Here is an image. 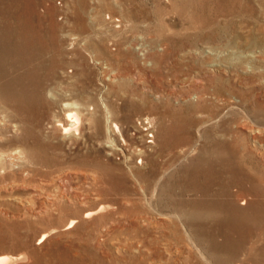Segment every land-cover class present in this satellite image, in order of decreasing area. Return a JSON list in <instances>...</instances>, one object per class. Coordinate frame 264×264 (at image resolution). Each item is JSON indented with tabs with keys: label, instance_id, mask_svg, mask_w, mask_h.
I'll return each mask as SVG.
<instances>
[{
	"label": "rangeland",
	"instance_id": "rangeland-1",
	"mask_svg": "<svg viewBox=\"0 0 264 264\" xmlns=\"http://www.w3.org/2000/svg\"><path fill=\"white\" fill-rule=\"evenodd\" d=\"M17 2L45 95L0 99L6 264H264V0Z\"/></svg>",
	"mask_w": 264,
	"mask_h": 264
},
{
	"label": "bare ground",
	"instance_id": "bare-ground-1",
	"mask_svg": "<svg viewBox=\"0 0 264 264\" xmlns=\"http://www.w3.org/2000/svg\"><path fill=\"white\" fill-rule=\"evenodd\" d=\"M19 3L17 0H0V17H2V21H0V99L9 102L14 109L20 110L24 113H27L29 117L34 116L36 107L44 103L43 96L41 95V86L38 85V82L35 79V71L39 66L33 64L34 58L36 57V53L43 48V44L36 36L37 27L33 23H29L26 21H22L20 15H18L19 11ZM51 34L52 29H51ZM55 37H51L50 46H52ZM54 46V45H53ZM52 46V47H53ZM48 47V46H47ZM42 50V49H41ZM40 57V55H39ZM39 60V58H36ZM35 59V60H36ZM37 60V61H38ZM36 63V62H35ZM54 62H52V65ZM51 65V66H52ZM41 67V66H40ZM52 69V68H51ZM40 70V69H39ZM35 74V75H34ZM43 93V92H42ZM1 100V104L3 103ZM0 104V105H1ZM8 104V105H10ZM47 104V101H46ZM6 105V103H5ZM4 105V106H5ZM72 105V104H71ZM70 105V106H71ZM69 106V104H68ZM3 107V106H2ZM1 107V108H2ZM0 108V109H1ZM6 108V107H5ZM11 108V107H10ZM12 108V109H13ZM9 109V108H8ZM5 110V109H4ZM7 110V108H6ZM11 110V109H10ZM13 111V110H12ZM15 111V110H14ZM7 112V111H6ZM19 112V111H18ZM10 113V112H8ZM14 112H12L13 114ZM15 114V113H14ZM13 114V115H14ZM23 114V113H22ZM21 115V114H20ZM26 115V114H25ZM79 114L75 111H68L66 116L70 121V124L65 126L61 123H57L60 131L63 133L70 134L71 131L77 132L78 122H79ZM81 120V119H80ZM81 125V122H80ZM112 127L116 126L115 124H111ZM56 126V125H55ZM116 129V127H115ZM57 130V129H56ZM117 131V130H116ZM39 141V140H38ZM39 144V143H38ZM40 145V144H39ZM43 147V146H42ZM230 159V158H229ZM206 166V165H205ZM228 166V165H227ZM240 166V165H239ZM264 180V179H263ZM197 188V187H195ZM193 190H196V189ZM257 188V187H256ZM204 188L202 187V190ZM201 190V191H202ZM205 192V191H204ZM238 192V191H237ZM260 192V191H259ZM224 193V192H223ZM220 196V195H219ZM152 197V196H151ZM150 197V198H151ZM264 200V198H263ZM243 201V200H242ZM241 202V201H240ZM199 203V202H198ZM216 203V202H215ZM214 203V204H215ZM219 203V202H218ZM175 204V203H174ZM197 204V203H196ZM203 204V203H201ZM222 204V203H221ZM243 204V203H242ZM241 204V205H242ZM193 205V204H192ZM207 205V204H206ZM198 206V205H197ZM204 206V205H203ZM213 206V205H212ZM224 206V204L222 205ZM230 206V203H229ZM153 207V206H152ZM202 207V206H201ZM239 207V206H238ZM156 208V207H155ZM224 208V207H223ZM195 209V208H194ZM191 208L192 211H194ZM261 209V208H260ZM157 210V209H156ZM196 210V209H195ZM227 210V209H226ZM181 211V209H180ZM232 211H236L233 208ZM183 212V211H182ZM190 211L187 210V213ZM199 211H196V214ZM207 212V211H206ZM224 212V211H223ZM222 212V213H223ZM229 212V211H228ZM228 212L226 214H228ZM241 212V211H239ZM237 212V214L239 213ZM185 213V212H184ZM192 213V212H191ZM195 213V211H194ZM201 213V212H200ZM193 214V213H192ZM204 214V213H203ZM202 214V215H203ZM206 214V213H205ZM224 214V213H223ZM222 214V215H223ZM240 214V213H239ZM238 214V215H239ZM161 215V214H160ZM191 215V214H188ZM237 215V216H238ZM179 216V214H178ZM177 216V217H178ZM183 216V215H181ZM201 216V215H200ZM204 216V215H203ZM241 216V215H240ZM247 216V215H246ZM191 217V216H190ZM195 218V214L193 215ZM235 217V216H234ZM163 218V217H160ZM169 219V217H167ZM165 218V219H167ZM198 218V216H197ZM203 218V217H201ZM239 218V217H238ZM248 218V216H247ZM253 218V217H251ZM256 218V217H255ZM186 219V218H185ZM184 219V220H185ZM188 219V217H187ZM199 219V218H198ZM225 219V218H224ZM233 219V218H232ZM257 219V218H256ZM161 220V219H160ZM164 220V219H163ZM196 220V219H195ZM236 220V219H235ZM255 220V219H253ZM166 221V220H165ZM183 221V220H181ZM189 221V220H187ZM197 221V220H196ZM244 221V219H243ZM195 222V221H194ZM222 222V221H221ZM191 223V222H190ZM233 223V222H232ZM237 223V222H236ZM234 223V224H236ZM258 223V222H257ZM192 224V223H191ZM218 224V223H217ZM221 224V223H220ZM200 226V225H199ZM202 226V225H201ZM222 226V225H221ZM205 227V226H204ZM235 225H231V228L234 229ZM241 227V225H240ZM245 227V226H244ZM226 228V225L225 227ZM230 228V229H231ZM242 228V227H241ZM194 229V228H193ZM200 229V227H199ZM219 229V227H218ZM217 229V230H218ZM227 229V228H226ZM238 229V228H237ZM225 230V229H224ZM242 230V229H241ZM216 231V230H215ZM222 231V229H221ZM238 231V230H237ZM240 232V231H239ZM238 232V233H239ZM242 232V231H241ZM194 233V231H193ZM192 233V234H193ZM206 233V232H205ZM210 233V232H209ZM218 233V232H217ZM223 233V232H222ZM237 233V232H236ZM235 233V234H236ZM215 234V233H214ZM221 234V233H220ZM231 234V233H229ZM242 234V233H241ZM191 235V234H190ZM226 235H228L226 233ZM232 235V234H231ZM240 235V234H239ZM245 235V234H244ZM198 236V235H197ZM202 236V235H201ZM210 236V235H209ZM219 236V233H218ZM238 236V234H237ZM236 236V237H237ZM243 236V235H242ZM252 236V235H251ZM264 236V235H263ZM215 237V236H213ZM233 237V236H232ZM206 238V237H205ZM218 238V237H216ZM223 238V237H222ZM225 238V237H224ZM231 238V237H229ZM228 238V239H229ZM239 238V237H237ZM242 238V237H241ZM211 239V238H209ZM235 239V238H234ZM217 240V239H216ZM215 240V242H216ZM213 241V239H212ZM227 241V240H226ZM236 241V240H235ZM207 242V241H206ZM211 242V241H210ZM224 242V241H223ZM229 242V241H228ZM241 242V241H240ZM213 243V242H212ZM211 244V243H210ZM220 244V241H219ZM196 245V243H195ZM223 245V244H222ZM228 245V244H227ZM236 245V244H234ZM233 245V246H234ZM258 245V244H257ZM197 246V245H196ZM205 246V245H204ZM243 244H241V247ZM200 247V246H199ZM209 247V246H208ZM231 247V246H230ZM226 247V248H230ZM235 247V246H234ZM206 248V247H204ZM224 248V247H223ZM200 249V248H199ZM215 249V248H214ZM213 249V250H214ZM236 249V248H235ZM238 249V248H237ZM253 249V248H252ZM211 250V249H210ZM219 249L217 248V251ZM232 250V248L230 249ZM239 250V249H238ZM223 251V250H222ZM253 251V250H252ZM198 252V251H197ZM205 252V250L203 251ZM251 253V252H250ZM199 254V253H198ZM205 254V253H204ZM229 254V253H228ZM237 254V253H236ZM203 255V254H202ZM258 255V254H257ZM20 257V256H19ZM228 257V256H227ZM235 257V255H234ZM11 258V257H10ZM22 258V256L20 257ZM18 258V259H20ZM230 258V257H229ZM248 258V257H247ZM8 257H0V264H6L8 262ZM18 259H15L16 261ZM203 259V258H202ZM232 260V259H231ZM258 260V259H256ZM203 261V260H202ZM209 262V261H208ZM225 262V261H224ZM223 262V263H224ZM230 262V261H229ZM222 263V259H221ZM243 263V262H242ZM247 263V262H246Z\"/></svg>",
	"mask_w": 264,
	"mask_h": 264
}]
</instances>
